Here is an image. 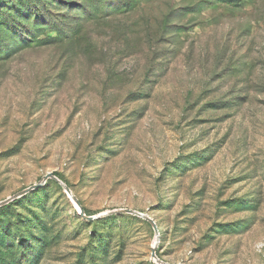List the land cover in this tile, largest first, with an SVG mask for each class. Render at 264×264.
<instances>
[{
  "label": "rangeland",
  "instance_id": "rangeland-1",
  "mask_svg": "<svg viewBox=\"0 0 264 264\" xmlns=\"http://www.w3.org/2000/svg\"><path fill=\"white\" fill-rule=\"evenodd\" d=\"M0 264H264V0H0Z\"/></svg>",
  "mask_w": 264,
  "mask_h": 264
},
{
  "label": "water",
  "instance_id": "water-1",
  "mask_svg": "<svg viewBox=\"0 0 264 264\" xmlns=\"http://www.w3.org/2000/svg\"><path fill=\"white\" fill-rule=\"evenodd\" d=\"M50 179L61 182V181H60V180H59V179H58L53 173H50V174H48L47 176L44 177V181H45V182L48 181V180H50ZM62 184H63V183H62ZM63 185H64V184H63ZM40 187H41V185H34L33 187H31V188L25 190L20 196H25V195L29 194L30 192H32V191H34V190H36V189H38V188H40ZM64 188H65L66 192H67L69 195L72 194V192H71V190H70L69 187H67L66 185H64ZM75 202H76L77 206L79 207V210H80V212H81V215H82L86 220H88V221H92V220L96 219V217L87 216L86 213H85V211L81 208L80 204H79L77 201H75ZM125 213H126V214H135V215L138 214L139 216L146 218V219L148 220V222L154 227V230H155L156 234H159L158 227H157L156 223H155L152 219L146 217V216L143 215V214H139V213L134 212V211H131V210H127V211H125ZM152 258L155 259V260H158V258H157V253H156V247L153 249V252H152Z\"/></svg>",
  "mask_w": 264,
  "mask_h": 264
},
{
  "label": "trees",
  "instance_id": "trees-1",
  "mask_svg": "<svg viewBox=\"0 0 264 264\" xmlns=\"http://www.w3.org/2000/svg\"><path fill=\"white\" fill-rule=\"evenodd\" d=\"M55 175V174H54ZM56 176V175H55ZM86 214H88L86 211H85Z\"/></svg>",
  "mask_w": 264,
  "mask_h": 264
}]
</instances>
